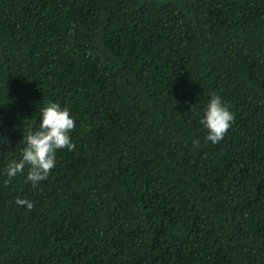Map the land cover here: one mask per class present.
Segmentation results:
<instances>
[{"label": "trees", "instance_id": "obj_1", "mask_svg": "<svg viewBox=\"0 0 264 264\" xmlns=\"http://www.w3.org/2000/svg\"><path fill=\"white\" fill-rule=\"evenodd\" d=\"M49 103L73 150L5 183ZM0 264H264V0H0Z\"/></svg>", "mask_w": 264, "mask_h": 264}, {"label": "clouds", "instance_id": "obj_2", "mask_svg": "<svg viewBox=\"0 0 264 264\" xmlns=\"http://www.w3.org/2000/svg\"><path fill=\"white\" fill-rule=\"evenodd\" d=\"M234 120L233 114L224 106L222 99L212 93L204 109L200 123L207 129L206 141L219 143L229 130ZM75 129V121L67 107L62 108L58 103H49L40 110V123L38 130L30 127L23 136L25 147L21 150V159L13 160L6 168L5 175L9 183L11 179L24 172L28 166L26 181L36 187L39 182L46 180L56 165L57 150L67 148L73 150L74 145L70 133ZM194 146H199L198 140H193ZM16 203L26 206L28 210L34 204L27 199L17 198Z\"/></svg>", "mask_w": 264, "mask_h": 264}]
</instances>
